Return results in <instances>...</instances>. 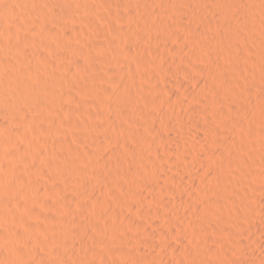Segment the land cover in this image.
I'll use <instances>...</instances> for the list:
<instances>
[{
  "label": "bare ground",
  "instance_id": "6f19581e",
  "mask_svg": "<svg viewBox=\"0 0 264 264\" xmlns=\"http://www.w3.org/2000/svg\"><path fill=\"white\" fill-rule=\"evenodd\" d=\"M112 2L115 3L112 4ZM117 4L125 6L128 9L127 14L120 13L119 10L111 11V5ZM155 4H162L166 7L172 5L174 12L167 15L166 11L155 9L153 7ZM263 10L264 0H0V228H5L6 233L0 234L2 243L0 260L14 258L18 264H33L31 260L34 259L42 264L45 262V257L38 249L43 247L49 256V264H105L104 262L109 264L108 255L107 260L104 259L107 249L102 247L101 241H99V234L106 231L105 227L108 229V221L106 224L108 219L93 220L88 217V212V215L85 214L87 209H94L95 211H93L96 213L98 211L100 214L104 212L106 214L105 209L109 204L111 205V201L108 202L109 197L107 199L102 196V198H97L93 192L95 189L113 196L115 205L119 204L124 211H132L139 207L140 210L137 208L136 211H140L141 214L161 220L154 223L152 220V222L149 221L150 218L149 220L135 218L136 221H132L136 226L133 229L138 228V233L142 231V234L144 231L146 236L143 235L144 238L140 235L141 237L138 236V239L132 237L134 245L128 251L119 252H124L123 254L128 258L137 259L140 264L159 263L156 262L159 259L156 252L160 253V257L163 258L161 260L163 264H171L176 260L178 264H184L182 258H175V256L181 248L182 250L183 247L187 249L185 244L188 243H184L185 234L181 231L182 235L179 233L177 236L175 229L181 225L191 227L192 223L185 218L191 213L184 215L188 212L192 211V214L194 212L193 215H199L200 220L208 224L212 217H216V213L218 216L221 214V221L222 218L229 216L238 218L240 214L233 209L235 206L227 208L226 204L233 201L232 193L235 192L239 195L241 189L246 193L244 188H240L244 187L241 183L242 178L247 175V170L256 169V167L252 168L254 164L249 161L245 162L244 159L248 160L247 158L241 159L244 156L240 153H234L235 157L232 152L235 151V148L240 150L242 147H244L243 150L246 149L244 152L250 148L256 150L255 152H260V150V153L264 152L262 148L264 146V127H262V131L261 129L257 130L259 128L257 125L260 128L264 126V121H262L264 118L260 115L264 111V93L262 90L261 93L259 92L260 95L257 92L258 96H256V91H253V88L241 83V79H246L248 68L256 74L254 78L264 77V43L262 42L264 25L258 17L259 14L264 13ZM179 11L183 12L185 15L180 14L186 17L177 16L176 13ZM88 12H92L94 15L91 13L93 16L90 15L91 17L87 18ZM120 21H127L128 24L130 22V27L124 28L125 26L119 24ZM87 25L94 27V30L96 28L97 34L102 33L105 38L102 39V43L100 41V44L98 42L97 45L95 43H90L92 46L84 45L89 49L86 48L88 51H83V53L76 49L75 43L80 41L79 44H83L81 43L83 36L81 37L80 32H84L85 27L90 29ZM105 25H107L106 28ZM159 31L163 33L165 44L170 45V50L178 54L176 59H182L183 55L189 54V58H186L190 59L192 64H189L190 61L187 64L190 65L193 72L188 68L179 67L178 60L173 57L177 62L171 60L169 54L160 52L157 48H149L150 46L145 48L143 42L159 40L156 37V33L159 34ZM246 31L248 34L244 35L243 33H247ZM84 34L82 33V35ZM110 35L116 36V39H110L108 37ZM184 41L186 44L188 42L187 46H184ZM251 42L255 43V50L250 48ZM53 43L59 44V46L58 44L55 46L60 48V51L54 47ZM137 43H139L138 46ZM218 45H220V52L221 49L223 52L221 54L217 52L219 55L214 56L211 50L212 48L216 49ZM251 54H254L253 58L257 60L249 57ZM198 58L204 62L203 66L193 63ZM243 64L245 68L249 67L244 69ZM86 66L90 71L85 70ZM162 66L171 67L172 71L162 73L167 71L165 69L161 72ZM138 70L140 71L138 72ZM251 70L250 73L248 72L249 74L252 73ZM195 72H205L209 77L204 78L202 75L196 77L198 74ZM192 73L195 77H192ZM189 75L191 82L183 83L181 76H185L187 79L186 76L189 77ZM204 76L207 77V75ZM137 79L140 80V84L136 82ZM183 81L185 80L183 79ZM158 83L165 87H161ZM208 84H210V89L206 91L205 88L209 87L206 86ZM190 86H193V89H196L198 93L196 94L194 90L193 92ZM182 96H190L188 97L189 103L182 100L185 98ZM173 97L180 100L174 104ZM157 102L159 105L160 103L165 104V108L168 105L178 110V115L173 116L177 128L191 131L193 130L190 129L191 126L198 123L205 129H210L211 134L215 133L213 139L216 140L214 142L221 137L218 142L224 146L225 151H220L221 153L218 151L219 154L209 151L206 144L204 146L207 151H199L201 155L206 152L203 155L209 156L212 162L217 158L219 163H225L223 164L225 166L222 167L220 164L217 171L215 169L212 183L203 177L202 180L200 179L201 181L199 180L200 185H198L199 182L196 183L197 185L194 184L195 182H189L187 185L188 178L186 179V175L181 172V169L185 168L191 171V174L196 172H194V164L198 161V159L196 160L198 155L193 152H196L197 147H194L195 150L189 149L193 152L186 150V153L187 151L190 153V155L187 154L188 156L184 154L178 156L182 153L180 142L183 143V149L187 143H190L189 146L193 144L191 142L197 144L202 140L201 136L199 137L198 133H194L195 137L189 135L194 141L190 137L185 138L184 133L173 129L175 124L172 129L175 130L173 133L178 140L175 136L164 137L160 134L161 132L158 133L157 127L155 130L156 121L159 122L160 119L158 115L160 108L155 110ZM60 104L69 105V107L60 110L57 107ZM78 104L81 106V111H78ZM143 107L148 108V111L146 109L144 111ZM258 112L261 113L256 119L255 114L258 115ZM138 114L147 120H144L145 124L143 122L139 124L144 125L143 127L139 126L140 128L135 126L137 123H135L134 117ZM83 115L88 118L89 122L82 123H86L83 125L84 128L82 124L81 126L77 124L78 120H74ZM209 116L213 120L207 119ZM256 120L257 122L261 120L263 123L260 121L261 124H256ZM162 122L164 123V121ZM78 126L82 127V131L75 141L83 144V147H77V145L75 147L70 144V136L67 133L69 127L72 130H75L74 128L77 130ZM193 127L200 130V127ZM85 128L86 130H84ZM51 136L56 139L49 140ZM171 137L178 142L180 140V142L176 143L175 139L176 142H174ZM189 138L191 140L187 142L186 140ZM105 140L115 143L121 141L124 145L107 154ZM201 142L205 143V141ZM217 143L215 144L217 145ZM220 143L218 145L222 148ZM160 144L166 145L169 150L163 152V146L161 148ZM258 146H261L262 149ZM199 148L201 149V147ZM243 150L241 149L240 152L242 153ZM175 153L178 155L175 156ZM173 154L178 157L177 160H174ZM191 154H196V158L192 156L196 161L192 160ZM239 154L242 156L241 158L237 157L240 156ZM185 157H188L187 160L191 157L192 161H187ZM139 158L146 159L150 163L149 166L147 165V167L144 164L145 161L142 163ZM229 161V165L242 166L238 167L241 176L237 174L241 178L235 172L232 173L231 168H227L226 162L228 164ZM188 162L193 164L190 165ZM245 163L250 164L251 168L247 164V167L244 166ZM197 165L199 164H196V168ZM117 166L131 167L135 169L134 171H141V174L146 176L148 174L149 178L150 176L154 179L161 178L159 180H162L164 184H158V181L153 182L144 186L146 191L138 192L139 195L134 192V195L125 194L124 191L128 185L133 187L139 182L127 174L119 184V186L122 185L120 187L123 188L124 191L122 189L121 191L124 194L118 190L120 187L116 189L119 193L115 192L112 186L115 177L114 169ZM244 167L250 168L246 170L247 173L244 171ZM177 171H180V174ZM73 173L80 175L82 179L71 185L69 184L72 183L69 174ZM250 173H252L249 175L250 177L260 181L262 173L259 174L255 170ZM39 176L41 178L46 176V179L40 180ZM249 176L247 175V177ZM190 184L193 185L190 186ZM255 188L261 196L260 199H258L259 195L257 199H255L256 197L251 199V196L247 195L248 193L240 191L242 201L239 203L245 205L247 209L249 207L250 209L253 207L264 209V188H261L258 182H256ZM237 189L239 190L237 191ZM68 190L80 194V197H75L72 193H70L72 195L68 194ZM149 192L152 194L151 201L161 206V211L156 210L158 209L156 208L157 204L155 205L156 209L146 207L145 203L149 200ZM2 194L6 197H3ZM53 194L56 195L53 196L55 198L52 197ZM179 194L192 201L186 200L187 204L193 203L190 206L192 210L189 208L190 211L185 210L187 213L184 211V214L179 211V208L185 209L186 207V203L183 204L186 198H178ZM175 195H178L176 197L178 199L171 200ZM219 196L223 197L224 205H221ZM131 198L136 199L137 203H132ZM218 198L220 205L219 203L217 205V201H215ZM198 201H201L200 204L205 203L200 206L201 209L199 205H195ZM20 203H22L21 213L19 212L20 207H18ZM206 205L209 206L208 210H202V208H207ZM111 207L109 208L112 209ZM171 207L176 209L175 212L169 211ZM262 209L259 210L263 212ZM120 210L114 209L111 219L133 220L123 214V210ZM107 213L110 214V212ZM222 214L225 216L221 218ZM100 217L102 218V216ZM246 218L248 217L246 216ZM114 220L109 221L114 222ZM260 220V222L257 220L258 223L255 222L257 223L254 224L255 227L252 226L259 231L253 241L257 250H253L252 259L247 264H264V218L261 216ZM78 226L80 228L77 229ZM120 228L111 229L112 235L117 232L121 234L119 233ZM121 236L123 235L121 234ZM191 240L193 241V237ZM172 241H179V246H177L180 249L176 248L177 252L172 246ZM211 241L214 240L199 238L198 246L205 243L207 246L211 245V248L213 247L210 244ZM97 244H100L101 247H95ZM140 245H144L147 249H141ZM194 247L196 248L197 244ZM190 248L193 249V247ZM210 248L209 251H211ZM211 249H213L212 252L215 251L214 247ZM209 251L207 252L209 253ZM195 252H185V254L193 253L194 256ZM112 253L113 251L109 255ZM237 253L239 254V252ZM248 253L247 255H249ZM192 255L191 257H193ZM214 256L216 255L214 254ZM170 257L176 260L172 261ZM198 257L196 260L199 259Z\"/></svg>",
  "mask_w": 264,
  "mask_h": 264
},
{
  "label": "rangeland",
  "instance_id": "374dc122",
  "mask_svg": "<svg viewBox=\"0 0 264 264\" xmlns=\"http://www.w3.org/2000/svg\"><path fill=\"white\" fill-rule=\"evenodd\" d=\"M109 1V0H108ZM111 1V0H110ZM243 1H245V0H243ZM116 2V1H115ZM115 2H112V4L113 3H115ZM110 3V2H109ZM172 4V3H171ZM118 5V4H117ZM117 5H111L112 7H111V11H115V10H119L118 12H120V13H125V14H127V12H128V9H126L125 8V6H120V5H118L119 6V9H117ZM156 5V6H155ZM153 7H155V9L157 8L159 11H163L164 10V12L166 11L167 13V15H169V14H171V13H173L174 11H173V6L172 5H169V6H163L162 4H155ZM117 6V7H116ZM110 7V6H109ZM171 7V8H170ZM168 10H169V12H168ZM171 10V11H170ZM264 11V10H263ZM89 13V12H88ZM92 12H90L89 13V15H88V17L87 18H89V16L91 15V16H93L94 15V13H92ZM183 14V12H180L179 11V13L177 12L176 13V15L177 16H179V15H181V14ZM185 13V12H184ZM183 15H185V14H183ZM183 15H181V17H186V16H183ZM84 16V15H83ZM90 16V17H91ZM85 17V16H84ZM258 17H259V21L264 25V13L262 12V14H259L258 15ZM106 24V23H105ZM119 24L121 25V26H125L124 28H126L127 29V27H130V22H129V24H128V22L127 21H124V22H119ZM88 26V25H87ZM106 26L107 25H105V28H106ZM90 29H87L86 27H85V29H87V30H85L84 29V32H82V33H85L84 35H82V33L80 32V35H81V37H82V39L81 40H83L81 43H83V44H79L80 43V41H78L79 43H75V47H77L76 49L79 51V52H83V51H85V52H87L88 51V47H86L87 45H90V46H92L90 43H95L96 45H97V43L99 42V44H100V41H101V43H102V39L104 40V38H105V36L104 35H102V33H98L97 34V30H96V28H95V30H94V27H92V29H91V27H90V25L88 26ZM89 30V31H88ZM247 32V31H246ZM90 33V34H89ZM159 34H157L156 33V37L157 38H159V40L156 42H154V41H147L146 43H142V44H144L145 45V48H146V46H150L149 48H157L160 52L161 51H163V52H165L166 54H169L168 56L169 57H171L170 59L172 60L173 58H177V56H178V54L176 53V52H174L173 50H170L171 49V46L170 45H166L165 43V40L163 41V39H165L164 38V36H163V33L161 32V31H159L158 32ZM99 34H101V35H99ZM244 35H247L248 34V32L247 33H243ZM79 35V34H78ZM114 35H110V36H108L110 39L112 38L113 40L114 39H116V36H114ZM103 37V38H102ZM80 38V37H79ZM161 39H162V41H161ZM261 40H262V38H261ZM104 42V41H103ZM136 42H138V40H136ZM187 42V41H186ZM263 43H264V36H263V41H262ZM140 43V42H139ZM139 43H137V46H138V44ZM151 43V44H150ZM184 43V46L186 45L187 46V44H188V42H187V44L185 43V41L183 42ZM57 44L58 43H53V45H54V47L55 48H57L58 49V51H60V48H58V47H56L57 46ZM77 44V45H76ZM87 44V45H86ZM56 45V46H55ZM84 45H86V46H84ZM94 45V44H93ZM141 45V44H140ZM139 45V47H141ZM249 45V44H248ZM58 46H59V44H58ZM82 46V47H81ZM143 46V45H142ZM250 46V48L251 49H253V50H255L256 49V45H255V43L254 42H251V44L249 45ZM147 47V48H148ZM86 48H88V49H86ZM222 48V47H221ZM156 49V50H157ZM220 45H218L217 47H216V49L215 48H212V50H211V52H213V55L215 56V55H219V53H217V52H220ZM217 50H219V51H217ZM222 51L221 52H223V49H221ZM172 51V52H171ZM221 52H220V54H221ZM84 53V52H83ZM171 53V54H170ZM172 53H175V54H172ZM189 54H187V56H185V55H183L182 57V59H176V60H178V64H179V67H185V68H188V70L189 71H191V72H193L192 71V69H191V67H190V65L192 64V62H191V60L189 59L188 60V58H189V56H188ZM254 54H251L249 57H254L253 56ZM256 55V54H255ZM173 57V58H172ZM186 57H188V58H186ZM179 58V57H178ZM185 58H186V60H185ZM252 58H250V59H252ZM175 59H173V60H175ZM254 59V58H253ZM252 59V60H253ZM175 60V62H177ZM197 60H200V61H197ZM196 60V62H194L193 61V63H195V65H197V66H203L204 65V62L203 61H201L202 59H197ZM254 60H257V59H254ZM185 63H184V62ZM188 61H190V63L188 62ZM68 64H69V62H67ZM187 63H189V64H187ZM244 65V64H243ZM242 65V66H243ZM189 66V67H188ZM248 66V65H247ZM87 67V69L85 68V70H89L90 71V69H88V66H86ZM249 67V66H248ZM248 67H246V68H248ZM171 67H168V66H162L161 68H160V70H161V72H162V70H167V71H163L162 73H170L171 71H172V69H170ZM243 68L244 69H246L245 68V65L243 66ZM248 71H247V74H246V76H245V80L244 79H241V83H244L245 84V86H249V88H253L252 90L253 91H256V96H258L257 95V92L259 93L260 91H262L263 90V93H264V89H263V87H264V77H261V76H259L257 79L256 78H254L255 76H256V74H254V72H253V70H251V69H247ZM250 70H251V74H249L250 73ZM88 71V72H89ZM140 70H138V72H139ZM151 72V71H150ZM149 72V73H150ZM249 72V73H248ZM193 75H192V77L194 76V73H192ZM195 74H198V75H196V77H200L201 75H202V77H204V78H208L209 76H208V74H205V72H202V73H196L195 72ZM200 75V76H199ZM204 75H207V77L206 76H204ZM195 77V76H194ZM186 78L188 79H185V76L183 77V76H181V79H182V82L184 83V82H191V81H189L190 79H191V77H190V75H189V77H187L186 76ZM180 79V80H181ZM183 79L185 80V81H183ZM254 79V80H253ZM138 80V79H137ZM136 80V82L137 83H139L140 82V80H138L137 81ZM257 82H256V81ZM261 80V81H260ZM251 81H252V83H251ZM254 81V82H253ZM250 82V83H249ZM256 82V83H255ZM160 83V82H159ZM158 83V84H159ZM185 83V84H186ZM187 83V84H188ZM140 84V83H139ZM191 84V83H190ZM250 84V85H249ZM252 84H254V85H252ZM161 87L163 86L162 84H159ZM206 86H209V87H206ZM205 87V90L207 91H209V89H210V84H208V85H206ZM163 87H165V85L163 86ZM190 88L192 89V91L194 90V91H196V89H193V86H190ZM190 88H188L189 89V91H190ZM261 88V90H258V89H260ZM193 91V92H194ZM191 92V91H190ZM198 93V91H196V94ZM254 94H255V92H253ZM261 93V92H260ZM260 93H259V95H260ZM191 94H193V93H191ZM182 97H185V98H181L182 100H184L185 102H188L189 103V98L188 97H190V96H182ZM186 97H187V99H186ZM175 100L173 101V103L174 104H176L177 103V100L179 101L180 99H177L176 100V98L175 97H173ZM172 98V99H173ZM186 99V100H185ZM87 101H89L90 99H86ZM91 101V100H90ZM89 101V102H90ZM187 103V105H190V104H188ZM157 104L159 105V103L157 102ZM173 104V105H174ZM63 105V106H62ZM60 104V105H58L57 107H58V109L60 108V110H62V109H64V108H67V107H69V105H65L64 106V104ZM155 106V110H157V109H159L160 108V112H159V110H158V112H159V116H160V119H159V122L158 121H156V123H157V125H155V130H157L156 129V127L159 129L157 132L158 133H160L162 136H175V130H173V129H178L177 131H179L180 133H184L183 135L185 136V138L186 137H190L189 135H191V136H196V134H194V133H198V134H200L199 135V137L201 136V141H205V143L204 142H201V141H199L197 144L195 143V142H191V143H193V144H191V146H189L190 145V143L188 144H186V142H185V144L187 145V146H189V147H185L184 146V148L182 149V145H183V143H181L180 142V140H179V142H180V144H182L180 147H181V154H173V156L175 155V156H181L182 154H184V155H186V156H188V155H190V153H188V151H189V149H194V147H197L198 148V150H197V148H196V152H193V151H191V152H193V153H196L197 155H198V157L196 158V154H194V155H192L191 154V157L193 156V157H195L196 158V160L198 159V161H196L195 160V158H193L192 160L193 161H196L195 162V167H194V172L195 173H197L198 174V172H199V174L197 175V174H195L194 172V174H191L190 172L191 171H189V170H186L185 168L183 169H181V172L182 173H184L185 175H186V179L188 178V184L187 183H185V184H187V185H189V182H195L194 184H198V182H199V180L201 179H203V177H205V178H207L208 179V181L210 182V183H212L213 182V174H214V172H216L217 171V169H219V167H220V164H222V163H219V161H218V159H217V161H218V163H217V161L216 162H214V160H216V159H214L213 160V162H212V160L209 158V156L208 157H206V155H203V154H205L204 152L202 153V155L201 154H199L200 152H202L201 150H206V147H208L207 148V150H209V151H214V152H216V153H218V151H219V153H221L220 151H225V148H223L224 146H222V144L220 143V142H218L219 141V138H221V137H219V138H217V140L218 141H215L214 142V140H216V139H213L215 136V133H214V135L213 134H211V132L208 130H206L204 127H202L200 124H193V123H190V124H193L191 127L192 128H190V129H193V130H191L192 131V134H191V131H187V129L185 130V129H183V130H181L179 127L177 128L176 126H177V123H175V121H173V120H175V117H173V116H176V115H178L177 113H178V110H176L175 109V107L174 108H171V106L169 107L168 105H166V108L164 107L165 106V104L163 105L162 103H160V105L159 106ZM172 105V106H173ZM77 106H79V109H78V111H81L82 109H80L81 108V106L78 104ZM170 108V109H172L173 111H174V113H173V111L172 110H170L168 107ZM158 107V108H157ZM83 108V107H82ZM165 108V109H164ZM145 109L146 108H144L143 107V110L145 111ZM148 109V108H147ZM146 109V110H147ZM115 111V110H114ZM148 111V110H147ZM146 111V112H147ZM168 111V112H167ZM172 111V112H171ZM176 111V112H175ZM261 112H262V110H261ZM261 112H258V115L257 114H255L256 116H255V118L256 117H259L260 115H261V117H263L264 118V111L261 113ZM148 113V112H147ZM173 115H172V114ZM176 113V114H175ZM261 113V114H260ZM162 114V115H161ZM260 114V115H259ZM163 115H164V117H163ZM84 116V117H83ZM83 116H80V118L82 119H80V118H76V119H74V120H78L77 121V124L78 125H80L81 126V124L82 123H84V122H86L87 120H88V118L85 116V115H83ZM166 116V117H165ZM141 117V118H140ZM144 117V116H143ZM143 117H142V115L140 116V114H138V115H136L135 117H134V119H135V123H137V125H135L137 128L139 127V126H141V125H139V124H142V122L144 123V120L145 119H143ZM260 117V118H261ZM87 118V119H86ZM161 118H165L164 120H162ZM167 118V119H166ZM260 118H258V119H260ZM207 119H210V120H213V118L211 117V116H209ZM257 119V118H256ZM69 120H71V119H69ZM169 120V121H168ZM261 120H262V118H261ZM260 120V121H261ZM145 121H147V120H145ZM162 121H164V123L162 122ZM167 121V122H166ZM191 121V120H190ZM259 121V120H258ZM260 121L259 122H257V120H256V124H258V123H260ZM262 121H264V120H262ZM261 121V122H262ZM160 122H162V123H160ZM191 122H193V121H191ZM87 123H89L88 121H87ZM146 123V122H145ZM144 123V124H145ZM263 123V122H262ZM86 124V123H85ZM85 124H82V126L83 125H85ZM174 124H175V126H174ZM261 124V123H260ZM259 124V125H260ZM47 125V124H46ZM89 125V124H88ZM170 125H172V126H170ZM254 125V124H253ZM144 125H142L141 127H143ZM173 126H174V128H173ZM193 126H197V128L198 127H202L203 129H205V130H203L201 127H200V130H199V128H198V130H196V129H194V128H196V127H193ZM79 127V126H78ZM77 127V130H76V128H74L75 130H72V128H68L67 129V133H68V135L70 136V144H72L73 146H75L76 147V145H77V147H83L84 145L83 144H81V143H79V142H76L75 140H76V138L79 136V135H81V131H82V127H79L78 128ZM163 127V128H162ZM176 127V128H175ZM256 127V125L254 126V128ZM257 127H259L257 130L259 131L260 129H261V131L263 130V128L262 127H264V126H261V128H260V126H258L257 125ZM83 128H84V126H83ZM140 128V127H139ZM169 128V129H168ZM173 128V129H172ZM253 128V130L255 131V132H257V130H255ZM70 129V130H69ZM142 129V128H141ZM162 129V130H161ZM172 129V131H170ZM189 129V130H190ZM202 129V130H201ZM84 130H86V128L84 129ZM181 130V131H180ZM198 131V132H197ZM83 132H85V131H83ZM166 134H165V133ZM171 132V133H170ZM174 132V133H173ZM185 132H187V134H188V136H187V134H185ZM210 132V133H209ZM264 132V131H263ZM80 133V134H79ZM169 133V134H168ZM213 133V132H212ZM126 134V133H125ZM172 134V135H171ZM174 134V135H173ZM71 135H72V137H71ZM194 136V137H195ZM198 136V135H197ZM210 136V138H208ZM214 136V137H213ZM166 137V138H167ZM173 137H171V139L173 138ZM176 137V136H175ZM49 138V137H48ZM191 139H192V137H190ZM188 139V140H186L187 142H189V140H191V139ZM205 138V139H204ZM213 140H212V139ZM51 139H53V140H55L56 138L55 137H50V139L49 140H51ZM174 139L175 138H173V141H174ZM176 139H177V137H176ZM175 139V140H176ZM52 140V141H53ZM121 140V139H120ZM178 140V139H177ZM176 140V141H177ZM193 140V139H192ZM122 141V140H121ZM113 142V141H110V140H105L104 141V144L106 145V147H107V154H108V152L110 153V152H112V151H114L115 149H117V148H119V147H123V145H124V143L123 142ZM176 141H174V142H176ZM194 141V140H193ZM178 141L176 142V143H179ZM212 142V143H211ZM220 143L221 144V147L223 148H220L219 146L220 145H218V143ZM121 143V144H120ZM196 144V146H195V144ZM200 143V144H199ZM215 143H217V145L215 144ZM80 144V145H79ZM201 144H203V145H201ZM206 144V145H205ZM211 144V145H210ZM79 145V146H78ZM161 145V144H160ZM192 145H194V146H192ZM206 147H205V146ZM214 145V146H213ZM162 146H163V148H162ZM202 146H203V148H202ZM161 148H162V151L163 152H167L168 150H169V148L168 147H166V145L164 146V145H161L160 146ZM159 147V148H160ZM191 147V148H190ZM199 147H201V149L199 148ZM257 147V146H256ZM260 149H262L263 148V151H264V146H262V148H261V146H258ZM165 148H168V149H165ZM254 148V147H253ZM258 148V149H259ZM164 149V150H163ZM239 149V148H238ZM242 150L244 149V147H242L241 148ZM240 149V150H241ZM256 149V148H255ZM259 149V150H260ZM186 150H188L187 151V153L185 152ZM206 150V151H207ZM235 151H233V149L231 150V152L234 154H236L237 152L238 153H240L242 156H244V157H242L240 154V156H237V157H242L241 159H243V158H247L248 160H246V159H244L245 160V162L246 161H249L251 164H254L253 165V167L252 168H255L256 167V169H252V170H255L256 172H259V174H261V178L259 179L260 181H258L257 179H255L254 177V179L252 178V177H250L249 175H251L252 173H250V171H252V170H247V169H250L251 168V166H250V164L248 165V163H245V164H243L244 166H246V164H247V166H249L250 168H246V167H244L245 168V172H246V170L248 171V173H247V175L249 176V177H247V175L246 174H244V175H246V176H244L243 174V176H244V178H242L243 179V181H241V183H242V185H244V187H240V188H244L245 189V191H246V193L244 192V191H242L243 189H241V190H239V189H237V191L239 190V193L241 194V192L240 191H242V193L244 192L245 194H247L248 196H251V199H253V198H255V199H257L260 195L258 194V192H256L257 190H256V188H255V185H256V182H258L259 184H260V187L261 188H264V178H262V177H264V155H262L264 152H262V153H260L261 152V150H260V152L259 151H257V152H255L252 148H250V149H248L249 150V152H248V150L246 151V152H244L245 150H243V154L240 152V150H237L236 148L234 149ZM189 151V152H190ZM197 151H198V153H197ZM200 151V152H199ZM252 151H254V152H252ZM218 153V154H219ZM237 153V154H238ZM251 153V154H250ZM254 153V154H253ZM256 153H259V154H256ZM188 154V155H187ZM232 154V155H233ZM233 155V156H235L236 157V155ZM200 155V156H199ZM207 155H208V152H207ZM257 155H259V156H257ZM173 157L174 158V160H177L178 159V157ZM248 156V157H247ZM257 156V157H256ZM260 156H263L262 158L260 157ZM191 157H189V160H190V158ZM250 157V158H249ZM253 157V158H252ZM185 159L187 160L188 159V157H185ZM129 160H130V158H129ZM133 160V159H132ZM131 160V161H132ZM139 160H141L140 158H139ZM189 160H187V161H189ZM192 160H190V161H192ZM146 163H145V162ZM141 162L143 163L144 162V164H146V166L148 165L149 166V162L145 159H143L142 158V160H141ZM254 162V163H253ZM232 163V162H231ZM144 164H142V165H144ZM188 164H190L189 162H188ZM193 164V163H192ZM192 164H190V165H192ZM196 164H199V165H197L198 167L197 168H199L198 170H196L197 168H196ZM211 164V165H210ZM214 164V165H213ZM216 164V165H215ZM223 164H225L224 162H223ZM221 165V167L222 166H225V165ZM230 164V161L228 162V164H227V162H226V165H228L227 166V168H231L230 169V171L232 170L233 172L232 173H234L235 172V174L237 175H240L241 176V174H239V168H241L242 166L240 165H236V164H231V165H229ZM256 164V165H255ZM209 165H210V167H209ZM132 166V165H131ZM147 166V167H148ZM200 166H202L201 167V169H200ZM216 166V167H215ZM231 166V167H230ZM236 166H237V168H236ZM255 166V167H254ZM226 168V167H225ZM258 168V169H257ZM204 169V170H203ZM215 169H216V171H215ZM135 169H132L131 167H128V166H117L115 169H114V178H113V181H114V184H113V186H112V188L114 189L113 191H115V192H118L119 193V191H120V193H123V188H121L122 187V185H120L119 186V184H121L120 183V181H122L121 179H123L124 178V176L125 175H130V177L132 178V179H134L135 181H139L138 182V185L137 184H135L133 187H131V185H128L126 188L128 189V191H127V189H125V191H124V193L126 194V193H130V194H132V195H134V193L135 194H138L139 195V193L138 192H142V191H146L145 190V188H144V186L146 187V185H148V184H151V183H153V182H157L158 181V184H160L161 183V185H163L164 183H163V181L162 180H159V179H161V178H152L151 176H150V178L149 177H147L148 176V174H147V176L145 175V174H141V171L140 172H137V171H134ZM185 172H184V171ZM243 170H241L240 169V171H243ZM258 170V171H257ZM262 171L261 173H260V171ZM187 171H189L188 173H187ZM198 171V172H197ZM201 171V172H200ZM137 172V173H136ZM178 172V171H177ZM176 172V173H177ZM245 172H243V173H245ZM179 174H180V171L178 172ZM187 173V174H186ZM203 173H204V175H203ZM131 174L133 175L134 174V176H131ZM202 175V176H201ZM237 175V176H238ZM69 176H71V181H72V183L70 182L69 184H73L74 182H77V181H79V180H81L82 178H81V176L79 175H76L75 173H73V174H69ZM182 176H184V175H182ZM201 176V177H200ZM240 176H238V177H240ZM242 176V177H243ZM135 177V178H134ZM196 177V178H195ZM200 177V178H199ZM246 177V178H245ZM43 179L45 178L46 179V176H44V177H42ZM42 178L39 176L38 177V179H40V180H42ZM75 178V179H74ZM146 178V179H145ZM204 178V179H205ZM241 178V177H240ZM157 179V180H156ZM212 179V180H211ZM155 180V181H154ZM200 180V181H201ZM241 180V179H240ZM254 180H257L256 182L254 181ZM254 181V182H253ZM200 183L201 182H199V184L198 185H200ZM141 184V185H140ZM196 184V185H197ZM75 185H76V183H75ZM138 187H137V186ZM166 185V184H165ZM191 185H193V184H190V186ZM241 185V184H240ZM252 185H254V186H252ZM69 186V185H68ZM140 186V187H139ZM73 187H74V185H73ZM72 187V188H73ZM117 187H120L119 189L117 188ZM124 187V186H123ZM142 187V188H141ZM174 187H177V186H174ZM187 187H189V186H187ZM252 187V188H251ZM134 188V189H133ZM136 188V189H135ZM74 189V188H73ZM116 189H118L117 191H116ZM121 189L123 190V191H121ZM129 189H130V191H129ZM138 190V191H137ZM101 191V192H100ZM132 191V192H131ZM68 192V194H70V193H72V191L71 190H68L67 191ZM94 194H95V196L97 197V198H104V199H107V197H109L108 198V202H110L111 203V205L109 206L108 205V207H107V209L109 208V207H111L112 209H110L109 208V210L107 211V209H105V211H106V214H104V213H101L100 214V212L98 213V211H97V213L96 212H94L92 209H87V210H85L86 212H85V214L86 215H88V217H91V219H93V220H101V221H103V220H105L104 218H106V219H108V220H106V224H107V221H108V226H107V228L108 229H106V227H105V232H102L101 234H99V241H101L100 242V244H102V247H105L106 249H107V254L105 255V260H107V255H108V262H109V264H113L114 262V264H140V262L137 260V259H133V258H128L127 256H125V254H123V253H121V252H119V251H128L133 245H134V239L135 238H137L138 236H140V235H142V237H144V236H146V234H145V232L143 231V234H142V231H139V233H138V228H136V229H133L134 227H136V226H134L135 224L132 222V221H136V219H138V220H149V218H150V220L149 221H154V223H157V221H159L158 219H156V218H151V216H149V217H147L148 215H143V214H141V212L139 211H136L137 210V208H138V210H140L139 209V207H137L136 209H134V210H123L122 209V207L120 206H118V205H115V203L116 202H114V198H113V196H111L110 194L108 195L106 192L104 193V191H102V190H99V189H95L94 191ZM134 192V193H133ZM137 192V193H136ZM140 192V193H141ZM123 193V194H124ZM146 193H148V192H146ZM145 193V195H147ZM150 193V192H149ZM237 193V192H236ZM260 194H261V192H259ZM72 194H74V196L75 197H80V194H78V193H76V192H74V193H72ZM72 194H70V195H72ZM177 194V193H176ZM233 195V197L231 196V199H233V201L231 200L230 201V204H226V205H228V206H226L227 208H232L233 206H235L236 207V209H235V207H233V209L235 210V211H237L239 214H240V218L238 217V218H230V216L228 217V218H222V217H224L225 215H223V216H221V218H222V221H221V219H220V215L221 214H219V216H218V213H216V217L214 218V217H212V215H211V221H215L214 223L212 222V223H210L209 222V224L208 223H203L200 219H201V217L199 216V215H193L194 214V212H193V214H192V211L191 212H188V211H190V209H191V207L190 206H192V204L190 205V203H186V200L188 201H190V199L188 198H186L185 196H180V194H179V197H178V195H175V196H173V199H171L170 198V196H169V199H171V200H175V199H178V198H182V197H184V198H182V199H185V202H183V204L184 203H186V207H185V205H184V207H185V209H182V208H179V211H181V213H185L186 211L188 212V214H184V215H189V213H191L189 216H187V217H185L186 219H187V221H190L191 223H192V225H191V227L189 228V226H187V225H181V226H178V228H176L175 229V232H176V235L178 236L179 235V233H180V235H182L181 234V231H182V233H184L183 235L184 236H186L185 238V241H184V243H188V244H185V245H187V249H185V247H183L184 249L182 250V248L180 249L178 246H179V244H178V242L179 241H172L171 243L173 244L172 246L175 248V250H176V248H177V250H178V248L182 251V252H179L180 250H178V252H177V250H176V252L179 254H177L176 256H175V258H177V257H179V258H182L183 260H184V264H192L193 262L195 263V264H200L202 261H206V262H208L207 264H234V263H236V264H247L248 262H249V260L250 259H252V252H253V250H257V247H255V245H254V237H255V235H257V234H259V231L258 230H256L254 227H255V225L254 224H257L258 223V221L260 222L261 220H260V218H261V216H262V218H264V209H262V208H251L250 209V207L247 209V207L245 206V205H243L242 203H239L240 201H242L241 199H242V196H240V194L238 195V193L237 194H235V192L234 193H232ZM251 194V195H250ZM242 195V194H241ZM259 195V196H258ZM2 196L4 197L5 195H3L2 194ZM53 196H56L55 194H53L52 195V197ZM102 196V197H101ZM110 196H111V198H110ZM149 200H147L146 202L147 203H145L146 204V207H150V208H152V209H156V208H158V209H156V210H159V211H161V206H158V204L156 205V204H154L155 202H153V201H151L152 199H151V196H152V194L150 193L149 195ZM147 196V197H148ZM238 196H239V198H238ZM244 196V195H243ZM6 197V196H5ZM8 197V196H7ZM9 197H11V196H9ZM146 197V198H147ZM175 197V198H174ZM176 197H178V198H176ZM222 196H219V198L221 199V205H224L225 203L222 201V199H223V197L221 198ZM53 198H55V197H53ZM219 198H218V200H215V201H217L216 202V204L217 203H219L218 201H220L219 200ZM261 198V196L258 198V199H260ZM132 200V203H137V200L135 199H133V198H131ZM148 199V198H147ZM237 199V200H236ZM135 201V202H134ZM237 201V202H236ZM190 202H192V201H190ZM224 204H223V203ZM226 202V201H225ZM231 202H232V205H231ZM113 203V204H112ZM201 203V201H198L195 205H199V208H200V206H203L202 204H204L205 205V203H203L202 202V204H200ZM220 203H219V205H220ZM227 203V202H226ZM155 205H156V208H155ZM189 205V206H188ZM218 205V204H217ZM239 206V207H237V206ZM240 206H242V207H240ZM18 207H20L19 208V212H20V210H22L21 208H22V203H20V205L18 206ZM198 207V206H197ZM205 207H207V205L205 206ZM209 207V206H208ZM208 207L207 208H202V210H208ZM190 208V209H189ZM225 208V207H224ZM114 209H116V211H119L120 209V211H122L123 210V214H125L129 219H131V218H133V220L131 219V221L129 222V221H125V219L123 218H121V219H115L114 220V218L113 219H111V214H112V211L114 210ZM119 209V210H118ZM181 209V210H180ZM189 209V210H188ZM201 209V208H200ZM226 209V208H225ZM243 209H245V210H243ZM254 211H253V210ZM259 209H262V211L263 212H261V210H259ZM171 210V211H170ZM173 210V211H172ZM174 210H176V209H172V207L171 208H169V211L171 212V213H173V212H175ZM186 210V211H185ZM192 210V209H191ZM206 210V211H207ZM230 210V209H229ZM248 210V211H247ZM250 210V211H249ZM253 212H252V211ZM256 210H259V211H256ZM93 211V212H92ZM183 211V212H182ZM185 211V212H184ZM258 212L257 214H255L256 212ZM50 212V211H49ZM87 212H88V214H87ZM107 212H110V214L109 213H107ZM131 212V213H130ZM186 212V213H187ZM244 212H245V214H244ZM249 213V214H247V213ZM262 214H261V213ZM21 213V212H20ZM50 213H54V212H50ZM49 213V214H50ZM19 214V213H18ZM107 214H109V215H107ZM196 214V213H195ZM226 214V213H225ZM242 214H243V217H242ZM251 214H253V215H251ZM259 214H261V215H259ZM213 215H215V214H213ZM228 215V214H227ZM255 215V216H254ZM100 216H102V218L100 217ZM104 216V217H103ZM106 216V217H105ZM196 216V217H195ZM197 216H199V217H197ZM248 217V218H246L245 219V217ZM147 217V218H146ZM249 217H250V220H248L249 219ZM257 217V218H256ZM110 218V219H109ZM136 218V219H135ZM191 218V219H190ZM199 218V220H197ZM217 218V219H216ZM253 218V219H252ZM156 219V220H155ZM241 219V220H240ZM243 219V220H242ZM109 220H114V222L113 221H109ZM137 220V221H138ZM258 220V221H257ZM151 221V222H152ZM161 221V220H160ZM234 221V222H233ZM257 221V223H255ZM264 221V220H263ZM111 224H110V223ZM113 222V223H112ZM127 222V223H126ZM208 222V221H207ZM238 224H237V223ZM252 223V224H250V223ZM117 223V224H116ZM158 223H161V222H158ZM240 223V224H239ZM242 223V224H241ZM247 223V224H246ZM250 225H249V224ZM117 226H116V225ZM133 225V226H131V225ZM195 224V225H194ZM200 224V225H199ZM202 224H204V225H202ZM216 224V225H215ZM245 224V225H244ZM197 225V226H196ZM202 225V226H201ZM207 225V226H206ZM209 225V226H208ZM211 225V226H210ZM254 225V229L252 228V226ZM122 226V227H121ZM192 226H193V228H192ZM225 228H224V227ZM114 227L115 228H120L119 229V233H121L123 236H121V234H118V232H117V234H115V235H112V233H113V231H111V229L113 230L114 229ZM212 227V228H211ZM215 227V228H214ZM223 227V228H222ZM78 228H80L79 226L77 227V229ZM132 228V229H131ZM198 228V229H197ZM209 228V229H208ZM138 229V230H137ZM202 229V230H201ZM215 229V230H214ZM220 229V230H219ZM108 230V231H107ZM123 230V231H122ZM136 230V231H135ZM109 231H110V233H109ZM233 231V232H232ZM251 231H252V233H251ZM255 231H257V232H255ZM108 232V233H107ZM112 232V233H111ZM229 232V233H228ZM255 232V233H254ZM221 233H222V235H221ZM0 234H6L5 233V228H0ZM139 234V235H138ZM190 234V235H189ZM193 234V235H192ZM230 234V235H229ZM234 234V235H233ZM107 235V236H106ZM118 237H117V236ZM144 235V236H143ZM187 235H188V237H187ZM104 236V237H103ZM111 236H112V238H111ZM116 236V237H115ZM120 236V237H119ZM127 236H128V238H127ZM231 236H232V238H231ZM132 237H134V239L132 238ZM141 237V236H140ZM139 237V238H140ZM193 237V241L191 240V238ZM213 239H212V238ZM115 238V239H114ZM121 238H124V239H121ZM145 238V237H144ZM143 238V239H144ZM189 238V239H188ZM199 238H206V239H211V240H214V241H211L210 242V244H212V246L214 247V250L217 252H212V250L213 249H211V248H213V247H211L210 248V246H207L205 243L201 246H198V240H199ZM126 239H131L130 240V243H131V241H132V245L129 243V240L127 241ZM133 239V240H132ZM138 239V238H137ZM136 239V240H137ZM116 240V241H115ZM113 241H114V243H113ZM128 243H127V242ZM196 241V242H195ZM216 241V242H215ZM243 243H242V242ZM250 241V242H249ZM126 242V243H125ZM213 242V243H212ZM176 243V244H175ZM190 243V244H189ZM243 245H242V244ZM1 242H0V248L2 247L1 246ZM95 245V247L97 246L98 248H99V246L101 247V245ZM105 244V245H104ZM196 244H197V249L194 247V246H196ZM131 245V246H130ZM178 245V246H177ZM141 249H147V248H145V246L144 245H140L139 246ZM189 247V248H188ZM190 247H193V249L192 248H190ZM201 247V248H200ZM207 247H209L210 248V250L211 251H209V248H208V250H207ZM218 247V248H217ZM225 247V248H224ZM228 249H227V248ZM97 248V249H98ZM125 248H127V249H125ZM215 248H217V249H215ZM230 248V249H229ZM119 249H121V250H119ZM190 249H192V250H190ZM196 249V250H195ZM41 250V251H40ZM113 251V253L112 254H110L109 255V253H111L112 251ZM197 252V254H196V252ZM222 250V251H221ZM38 251L45 257V262H43L44 264H49L48 262L50 261V259H49V256H48V254H47V252H46V250L42 247H40L39 249H38ZM207 251H209V253L207 252ZM227 252V254H226V252ZM242 253H241V252ZM245 251H246V253H245ZM185 252H195V254H194V256L190 253H188V254H185ZM224 252V253H223ZM237 252H239V254L237 253ZM244 252V253H243ZM249 252V253H248ZM157 254H156V256L159 258H157L158 260L156 261V262H159L160 264L162 263V261L161 260H163V258L162 257H160V253H158V252H156ZM182 253H183V255H182ZM198 253H200V254H198ZM202 253V254H201ZM237 253V254H236ZM247 253L249 254V255H247ZM251 253V254H250ZM114 254V255H113ZM159 254V255H158ZM214 254L217 256H214ZM226 256H225V255ZM246 254V255H245ZM191 257V255L194 257H189V256ZM196 255V256H195ZM197 255H201L200 257H198ZM203 255V256H202ZM221 255H223L222 257H221ZM231 255V256H230ZM181 256V257H180ZM209 256V257H208ZM214 256V257H213ZM220 256V257H219ZM227 256H228V258H227ZM244 256V257H243ZM250 256V257H249ZM196 257H198L199 259H197V260H199V261H197L196 260ZM241 257H242V259H241ZM245 257H247L246 259H245ZM249 257V258H248ZM161 258V259H160ZM173 259V257H170V259H172V261H174V260H176V259ZM211 258H213V259H211ZM221 258V259H220ZM194 259V260H193ZM206 259V260H205ZM207 259H208V261H207ZM216 259V260H215ZM218 259H219V261H218ZM231 259V260H230ZM115 260V261H114ZM188 262H187V261ZM200 260H202V261H200ZM222 260H224V261H222ZM234 260V261H233ZM244 260V261H243ZM32 261V263L33 264H41L40 262H37V261H35L34 259H32L31 260ZM171 261V262H172ZM197 263H196V262ZM226 261V262H225ZM232 261V262H231ZM243 261V262H242ZM201 263V264H206V263ZM225 262V263H224ZM229 262V263H228ZM42 263V264H43ZM105 264H107V262H104ZM146 263V262H145ZM159 263H157V264H159ZM172 263H177V260H176V262L174 261V262H172ZM171 263V264H172ZM193 263V264H194ZM0 264H18V262L14 259V258H11L10 260H8V259H3V260H0ZM146 264H152V263H146ZM163 264V263H162ZM178 264V263H177Z\"/></svg>",
  "mask_w": 264,
  "mask_h": 264
}]
</instances>
